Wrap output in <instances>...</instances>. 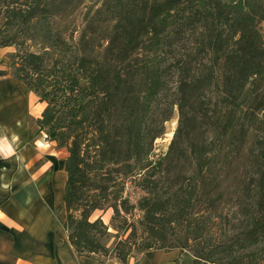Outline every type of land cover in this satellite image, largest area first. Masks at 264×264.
Wrapping results in <instances>:
<instances>
[{
  "label": "trees",
  "instance_id": "obj_1",
  "mask_svg": "<svg viewBox=\"0 0 264 264\" xmlns=\"http://www.w3.org/2000/svg\"><path fill=\"white\" fill-rule=\"evenodd\" d=\"M36 2L0 0V48L19 47L12 76L45 103L39 132L67 150L63 228L77 256L126 264L178 249L191 264H264V0H102L105 22L58 44L43 42ZM35 36L42 51L27 49ZM174 105L177 130L153 154ZM130 179L136 205L112 188ZM108 208L123 236L111 248L90 219Z\"/></svg>",
  "mask_w": 264,
  "mask_h": 264
},
{
  "label": "crops",
  "instance_id": "obj_2",
  "mask_svg": "<svg viewBox=\"0 0 264 264\" xmlns=\"http://www.w3.org/2000/svg\"><path fill=\"white\" fill-rule=\"evenodd\" d=\"M0 75V264H100L98 255L77 256L64 232L65 158L38 130L45 103L21 80ZM192 259L189 250L147 249L126 264Z\"/></svg>",
  "mask_w": 264,
  "mask_h": 264
},
{
  "label": "rangeland",
  "instance_id": "obj_3",
  "mask_svg": "<svg viewBox=\"0 0 264 264\" xmlns=\"http://www.w3.org/2000/svg\"><path fill=\"white\" fill-rule=\"evenodd\" d=\"M224 2H230V0H222ZM236 2V0H233ZM102 5V0H37L35 4V12H37V17L39 23L43 27H47L49 25V31L51 35H53L49 40H43L44 34L42 38L39 36H35L33 40H28L27 49L29 51H42V43L44 41L52 43H59L60 40L56 37V33L64 38L68 43H71L77 35L78 30L84 26L85 24L96 20L97 23L102 24L105 22V14L98 13ZM39 13V14H38ZM258 28L261 32L262 38L264 39V20L259 22ZM51 29V30H50ZM47 31V30H46ZM46 33V32H44ZM55 37V38H54ZM54 38L53 40H51ZM43 40V42H42ZM55 41V42H54ZM45 45V44H44ZM55 45V44H54ZM19 47L17 45H11L7 47L0 48V71L5 74L12 75L14 68L10 65L11 63V54L17 52ZM173 87V86H171ZM179 122V112L177 106L174 105L172 108V114L169 120L164 123V133L157 137L153 142V147L151 153L160 154L165 152L168 149V145L173 137L175 130H177ZM185 130V127L182 128ZM184 133V132H183ZM182 133V135H183ZM55 142H53V145ZM150 153V154H151ZM67 150L65 147H61L59 149V155L61 159H64L67 156ZM136 183L130 179L127 181L124 190L120 191V185L114 183L113 191L115 195H123L128 199L129 204L136 205L137 200L140 194H143L144 191L139 188H135ZM223 214H229V218L232 217V213L229 207L226 205H221L219 210ZM113 210L108 208L106 210L98 209L92 213L90 219H96L100 217L102 222L108 226V236L103 237L102 241L107 244L109 248H111L118 239H123L122 235L118 237L115 236L117 230L111 225V215ZM131 219L136 220L140 215V210L135 206L132 208L131 213L129 214ZM122 244L120 245V248ZM193 248V247H192ZM190 251V250H189ZM191 252V251H190ZM113 251L108 252L106 255L103 254H95L98 255L101 260L100 264H110L112 261H116L121 264L120 260L113 256ZM91 255V254H90ZM139 253L136 251H132L130 256H138Z\"/></svg>",
  "mask_w": 264,
  "mask_h": 264
},
{
  "label": "built area",
  "instance_id": "obj_4",
  "mask_svg": "<svg viewBox=\"0 0 264 264\" xmlns=\"http://www.w3.org/2000/svg\"><path fill=\"white\" fill-rule=\"evenodd\" d=\"M0 79H1V75H0Z\"/></svg>",
  "mask_w": 264,
  "mask_h": 264
}]
</instances>
